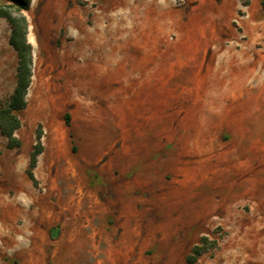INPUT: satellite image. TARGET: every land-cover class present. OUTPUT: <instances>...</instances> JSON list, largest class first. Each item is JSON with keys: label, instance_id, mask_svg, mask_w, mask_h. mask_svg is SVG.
<instances>
[{"label": "rangeland", "instance_id": "1", "mask_svg": "<svg viewBox=\"0 0 264 264\" xmlns=\"http://www.w3.org/2000/svg\"><path fill=\"white\" fill-rule=\"evenodd\" d=\"M245 1L32 0L22 146L0 131V264H188L195 248L194 264H264V28ZM10 36L0 18V104Z\"/></svg>", "mask_w": 264, "mask_h": 264}, {"label": "trees", "instance_id": "2", "mask_svg": "<svg viewBox=\"0 0 264 264\" xmlns=\"http://www.w3.org/2000/svg\"><path fill=\"white\" fill-rule=\"evenodd\" d=\"M247 0L244 4H247ZM32 0H0V18H6L11 26L10 44L17 52V81L16 86L8 99L0 104V131L8 139V147L20 148L22 140L17 135L22 126L20 112L26 109L27 95L33 78V44L28 39L29 23L24 11L30 9ZM65 121L70 125L69 114L65 115ZM42 128L39 127L36 134V144L31 152V161L27 169L29 178L38 184L34 169L38 163V157L43 152ZM202 254L200 248H195L193 254L187 257L188 264H194Z\"/></svg>", "mask_w": 264, "mask_h": 264}, {"label": "crops", "instance_id": "3", "mask_svg": "<svg viewBox=\"0 0 264 264\" xmlns=\"http://www.w3.org/2000/svg\"><path fill=\"white\" fill-rule=\"evenodd\" d=\"M250 1L251 2L248 1V3L245 4L250 9V14H249L250 15V21L248 22L247 27L249 28V30L251 29V31L253 33H255L256 31H258V33H259V32H261V29L264 28V19L261 18L263 16L262 11H264V10L262 7L261 0H250ZM250 38H251V35H250ZM221 53H222V55H226L227 51H224V52L222 51ZM249 59H251V57ZM244 75H245V78L244 79L242 78V81L248 82V79L251 80L253 77V71L250 72V70L247 69L246 71H244L243 76ZM232 81H235V80H233V78H232Z\"/></svg>", "mask_w": 264, "mask_h": 264}]
</instances>
